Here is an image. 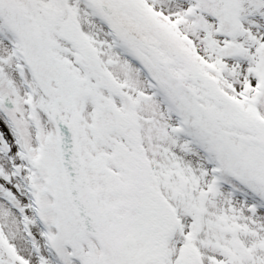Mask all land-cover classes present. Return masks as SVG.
I'll return each mask as SVG.
<instances>
[{
	"label": "snow or ice",
	"instance_id": "snow-or-ice-1",
	"mask_svg": "<svg viewBox=\"0 0 264 264\" xmlns=\"http://www.w3.org/2000/svg\"><path fill=\"white\" fill-rule=\"evenodd\" d=\"M0 264H264V0H0Z\"/></svg>",
	"mask_w": 264,
	"mask_h": 264
}]
</instances>
